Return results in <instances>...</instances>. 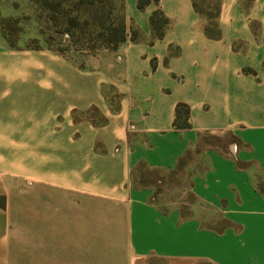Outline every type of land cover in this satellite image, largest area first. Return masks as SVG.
<instances>
[{"label": "crops", "instance_id": "1", "mask_svg": "<svg viewBox=\"0 0 264 264\" xmlns=\"http://www.w3.org/2000/svg\"><path fill=\"white\" fill-rule=\"evenodd\" d=\"M150 1L92 66L0 42V264H264V0Z\"/></svg>", "mask_w": 264, "mask_h": 264}, {"label": "rangeland", "instance_id": "2", "mask_svg": "<svg viewBox=\"0 0 264 264\" xmlns=\"http://www.w3.org/2000/svg\"><path fill=\"white\" fill-rule=\"evenodd\" d=\"M38 1L43 2V0H0V42L15 49L52 51L79 66H89V64L92 66V63L95 62L94 59H100L106 53L117 51L106 49L101 42L99 36L103 31L100 24L109 26V16L112 22H119L124 16V0H97L94 6L90 4L92 0L81 2L78 0H54L71 8L74 15L81 14V16L89 18L93 25L95 24L90 29L88 27V29L74 30L71 36L62 33V18L60 15H57L59 17L57 24L51 22L49 14L41 8L40 4L37 3ZM194 1L200 11L212 16L216 14L220 3V0ZM35 38H38L39 41H36ZM205 143L213 144L215 142L211 139H205ZM142 174L145 179L144 183L142 181L143 184L157 185L159 181H162L166 184L164 185V192L171 199L185 197L188 201H192L190 195L182 193L180 196L176 193L177 188L183 187V184L177 178L159 176L151 172ZM142 174L138 173L136 176V181L139 184L141 183L139 177H142ZM160 185L158 184V186ZM12 186H15L12 182L7 183L5 181L2 184V188L6 190L11 189ZM6 190L4 192H7ZM7 203V197L0 195V208L5 209ZM107 253V250L96 248V264L105 261L106 258L104 257L108 255Z\"/></svg>", "mask_w": 264, "mask_h": 264}, {"label": "trees", "instance_id": "3", "mask_svg": "<svg viewBox=\"0 0 264 264\" xmlns=\"http://www.w3.org/2000/svg\"><path fill=\"white\" fill-rule=\"evenodd\" d=\"M78 1L81 2L83 0H78ZM192 1H193L196 12L202 16L207 17L208 19L212 21V23L210 24V30L208 29V31H211V27L212 28L215 27L214 20L218 17V10L216 14L212 16L208 13L200 11L195 1L194 0ZM155 2L158 3L159 0H155ZM37 3L40 4L41 8L49 14V19L51 22L56 23L57 21H59V17L57 15H60V17L62 18V28H63L62 33H67L68 35L71 36L73 35L72 31L74 30H81L82 28L88 29V27L90 29L95 25V24L93 25V23L91 22L89 18L81 16V14L74 15L71 8L63 6V4L60 2H56L54 0H43V2L38 1ZM96 3H97V0H92L90 2V4L93 6ZM124 3H125V0H124ZM150 3H151L150 0H139V8L143 9L146 5ZM108 19L110 21L109 26H104L103 24H100V28L102 29L103 32L102 34H100L99 37L103 45L106 47V49L118 50L121 46H123L124 44L128 42L129 35H128L126 17L124 14V16L120 19V21L116 23L112 22L110 16ZM167 24H168V21L166 20V18L164 17L161 11H157L152 15L151 26L158 39L163 38ZM35 40L39 41L38 38H35ZM132 41H135V34L133 35ZM7 48L10 50H44V49H15L14 47H7ZM174 127L176 130L191 129L190 110L186 105H179L177 107L176 120L174 123ZM189 155L190 154H187L186 157L180 161L178 165V172L183 171V164L186 162L185 160L189 157ZM144 172H149V171L145 167L140 168L139 173L142 174ZM168 176H173L174 178H177L180 183L185 184V182L180 176V173L176 172V173L167 175V177ZM139 179L141 180V182L142 181L145 182L143 174H142V177H139Z\"/></svg>", "mask_w": 264, "mask_h": 264}]
</instances>
